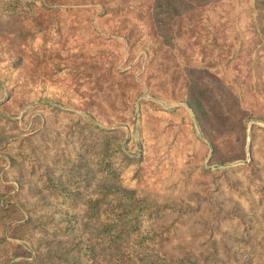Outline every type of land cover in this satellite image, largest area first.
<instances>
[{
	"label": "rangeland",
	"instance_id": "rangeland-1",
	"mask_svg": "<svg viewBox=\"0 0 264 264\" xmlns=\"http://www.w3.org/2000/svg\"><path fill=\"white\" fill-rule=\"evenodd\" d=\"M258 1L0 0V264H264Z\"/></svg>",
	"mask_w": 264,
	"mask_h": 264
},
{
	"label": "trees",
	"instance_id": "trees-1",
	"mask_svg": "<svg viewBox=\"0 0 264 264\" xmlns=\"http://www.w3.org/2000/svg\"><path fill=\"white\" fill-rule=\"evenodd\" d=\"M256 4H259L258 0H256ZM108 198H109V196H108ZM101 201H102V199L97 200L96 203H97L98 207H99V204H102V203H100ZM104 212H106V211H104ZM96 216H97L98 220H100V222H101V213L96 214ZM125 217H126V220L122 221V222L117 221V220H113V219H109V221L106 224H104L103 226L105 227L106 230H109V231L114 230L117 232H125V229L122 225L128 223L130 220L129 218H127V214ZM122 239H125V238L123 237ZM109 246H111L112 248L120 247L122 249V248H125L127 245L125 242L119 241V239L116 235V236H114V238H112V240H110ZM112 264H118V263H112ZM119 264H134V262H119ZM213 264H221V262H220V260H218V261H214Z\"/></svg>",
	"mask_w": 264,
	"mask_h": 264
}]
</instances>
